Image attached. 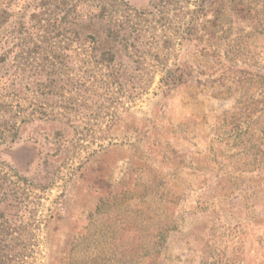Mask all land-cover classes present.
Masks as SVG:
<instances>
[{"label":"rangeland","instance_id":"obj_1","mask_svg":"<svg viewBox=\"0 0 264 264\" xmlns=\"http://www.w3.org/2000/svg\"><path fill=\"white\" fill-rule=\"evenodd\" d=\"M0 23V264H264V0H0Z\"/></svg>","mask_w":264,"mask_h":264},{"label":"trees","instance_id":"obj_2","mask_svg":"<svg viewBox=\"0 0 264 264\" xmlns=\"http://www.w3.org/2000/svg\"><path fill=\"white\" fill-rule=\"evenodd\" d=\"M155 8H158L157 6H155ZM160 11H162V9H158ZM73 11V10H72ZM74 12V11H73ZM97 17H106L109 15V13H105L104 10L100 11V13L98 14H95ZM64 23H72L71 20H67L65 21ZM3 26L2 23H0V28ZM29 28H34V26L32 25H28L26 28H24L25 31H28ZM130 28L127 27L126 25L124 24H114V25H111V29L109 28L108 31H109V36L112 37V38H117L114 39L115 41H119V40H123L125 42H127V40L130 38V36L134 35V31H137L140 32L141 30L140 29H131L129 30ZM112 30V31H111ZM140 30V31H139ZM136 37V35H134ZM230 70L234 71L235 73H243L245 76H253V75H257V73L253 72V71H250L249 69L245 68V67H239L238 65H232L230 66ZM171 71H174V70H171ZM171 75L174 76L176 75V73L174 72H171ZM259 78H261L259 76ZM178 80H180V77H178ZM238 129V128H237ZM233 133V132H232ZM240 135V130L237 131V134L236 136H239Z\"/></svg>","mask_w":264,"mask_h":264}]
</instances>
